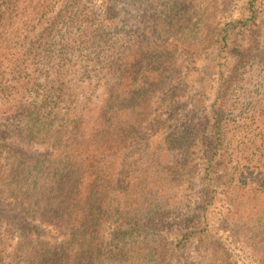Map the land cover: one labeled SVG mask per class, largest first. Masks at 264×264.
I'll use <instances>...</instances> for the list:
<instances>
[{"label": "rangeland", "instance_id": "rangeland-1", "mask_svg": "<svg viewBox=\"0 0 264 264\" xmlns=\"http://www.w3.org/2000/svg\"><path fill=\"white\" fill-rule=\"evenodd\" d=\"M150 1L139 0V8H133L131 0H124V48L109 61L118 59L116 67L121 64L131 74H123L120 93L125 97L117 123L110 124L109 136H102L89 121L77 131L57 127L66 124V118L59 121L66 108L43 100L48 91L68 90L80 100L111 91L116 70L100 74L101 80L91 78L88 60L103 56L79 46L94 48L104 40L90 29L80 35L79 28L78 57L63 67L56 55L57 31L44 30V11L55 16L61 0H0V135L37 139L42 151L33 158L45 155V162L60 158L64 144L83 148L92 161L82 167L84 180L70 168L68 187L85 193L99 186L109 190L104 205L98 199L88 206L81 194L71 217L64 205L56 227L40 219L32 224L29 218L23 227L27 202L17 204L10 194L3 195L8 197L0 201V264L41 258L45 264H264V188L246 189L239 182L233 160L242 153L235 140L226 138L216 160H210L216 135L207 117L220 107L232 123L226 126L231 127L228 137L245 117L243 154L252 159H245L242 168L264 174V150L259 140L250 139L258 123L247 114H264V0H153V17H148L143 8ZM102 2L82 0L74 8L88 25ZM157 52H162L158 62ZM140 107L142 121L122 125ZM48 110L49 116L59 113L56 122L44 118L41 111ZM240 110H245L242 118L236 117ZM58 128L60 133L52 136ZM2 156L0 187L9 182L10 188H33L25 183L27 172L20 181L10 179L1 168ZM54 184L44 180L38 187ZM46 240L57 245L60 259L41 255Z\"/></svg>", "mask_w": 264, "mask_h": 264}, {"label": "trees", "instance_id": "trees-1", "mask_svg": "<svg viewBox=\"0 0 264 264\" xmlns=\"http://www.w3.org/2000/svg\"><path fill=\"white\" fill-rule=\"evenodd\" d=\"M131 1L133 8H139V0ZM81 2L82 0H61L59 6H56L59 10L55 16H52L49 10H45L44 16L47 27H45L44 30L57 31V34L54 35V38L58 39L57 44L59 45L56 48H58V52L62 51V54H59L57 52L56 55L57 57H59L60 63L63 64V67H66L73 61L74 57H78V55L74 53L77 49V42L80 35L87 34L88 29H90V34L97 35V40H104V43L99 44L98 42L99 45L94 48L82 43L79 44V46H81V50H85L89 54H91L92 51H96L97 53L101 54L100 56H103L88 60L89 64L87 68V74H92L91 78L95 77L101 80L104 78V76L100 74H112V72L116 70L117 78L111 85V91L100 92L99 94L92 93L91 96H85L84 99L86 100H80L79 98H77V96L73 98V93H68V90H61L58 92L48 91V93H44L43 101L47 102V104L53 103L54 106L61 102L63 104L61 109H63L64 107L66 108L62 114H66V116L62 117L60 120L59 113L58 115L55 114L53 116H49V110L48 112H41L44 114L46 113L44 115V118L47 121L53 123L58 119L62 123L63 119L66 118V124L57 123V127H60V125L66 128H70V126H73L77 131V128L79 129V126H82L83 122L85 123L89 121L90 123L93 122L97 129L101 131L102 136H109V130L111 129L110 124H113L114 122L115 124L117 123L116 118L119 115L118 111L121 105L124 103L123 100L125 95L120 93L123 87V85L121 84V81L124 77L123 74H131V72H129L126 67L123 69V66L121 64H118V66L116 67L115 62H117L118 59H116L115 62L109 61V59L112 58L114 54H116L118 51L120 52L121 49L124 48V46L120 43L122 38L124 37L125 31L122 18V14L124 12V0H103L100 8H97V10L99 11H92V18L90 19L91 21L90 23H88V25L84 24V18L86 17L78 14L77 11L79 8H74L76 4H80ZM146 4L147 5L143 9L148 12V17H153L151 12L154 10V1L151 0ZM251 18H256V15L253 14ZM79 28L82 29V32L78 36L77 30ZM83 56H86L85 52L83 53ZM153 56L154 58L156 57L155 61L158 62L160 61L159 57L162 56V52H157V54L154 53ZM111 62L112 64L110 68H108V65H110ZM142 66L143 69L146 68V65ZM154 70L155 69H151V72L153 73ZM101 83H104V81H102ZM107 85H110V83L107 82ZM93 97L95 99L93 101H89ZM40 107H37V111L40 110ZM143 111L144 108L140 107V112L136 116L127 117L126 120L122 121V125L123 123H125L126 125L129 123L136 125L137 123L142 121ZM244 114L245 110H240L239 115H236V117L242 118ZM247 114L255 116V118H251L254 125L258 123V125H255L254 134L252 136L253 138L250 139L252 141L259 140V148L264 150V114L257 113L256 111ZM207 117L209 119H212V130H214L216 135V138H214L215 144L210 160H216L215 157L219 155L218 151L222 149V145L224 144L226 138L227 141L229 140V143L230 141L235 140L234 143H238L236 144L238 153H242L241 157L235 154L238 158L235 156L233 160L235 161L233 167L235 168L234 172L239 176V182L242 181L246 189H252L253 187V189H259V191L262 192V188H264V174H261L259 171H246L242 168V162L245 159H252L250 155L245 156L243 154L245 150H247L246 135L243 130H241L244 129L243 126L247 123L244 120L245 117L241 120H238L237 127L239 126V128L234 131L231 136H229L230 138L228 137L227 133L231 129V127H228L226 129V126H229L230 123L226 122L225 115L220 107L218 109L211 110L210 114H208ZM41 127L45 126L41 125ZM53 132L54 134H52V136L58 135L60 133V130L58 128L57 131ZM3 133L5 132L3 131ZM69 133L76 132H74L73 129H70ZM112 133L114 136H117V132L115 129L112 131ZM45 135L50 137V134L47 133L46 130ZM238 138H241L242 140L238 141ZM102 140L104 141L105 138H103ZM101 143L102 147H105L107 142ZM70 145H63V149L61 150L62 155L60 158H55L53 161L45 162L47 161L46 158H43L45 155H43L42 157L33 158L35 155L42 151V144H40L37 139L29 140L23 137L20 138L19 136H16V134L13 137L5 136L3 134L0 135V156L3 155L2 157H4L6 160V163L1 164V168L4 172L11 174L10 179L12 181L22 180V174L27 172L26 175L28 180H26L25 183L27 185L31 184L33 187L23 189L21 188L22 186H19L18 188L14 186L10 188L9 182L7 186H4L5 184L3 183L0 187V201H6V198L9 196L8 194H10L15 198L17 204H20L21 202H27V211L23 212L26 217H21V219H23L25 223L23 227H25L27 224V218L32 221V224L35 219H40L41 221L47 222L49 224L53 223L56 227L60 219H62V215L64 214V205H67L66 212L69 213L68 217H71L73 206H76L75 200H78V197L81 194L84 195L83 199L87 201V204L89 206V203L94 200H104V194L109 193V190L106 186H99V188H97V190H95L93 193L91 192L92 190L85 193V191H82L77 187L75 188L76 190L74 189V187H68V182L72 178V172L70 168L74 169L75 175L79 174L80 178L84 180L85 175H83L82 173L85 172L82 171V167L88 166L92 161L90 155L86 154L85 151L83 156V148L78 147V149H74L72 146L70 147ZM261 154H263V152H261ZM30 156L32 158H29ZM220 158H222V156ZM54 161L55 164H50ZM48 164L50 165L47 167L48 170L45 172V168ZM79 169L81 171L80 173L79 171H77ZM52 170L54 171V173L51 174ZM96 173H100L101 175L104 174L101 171H97ZM73 178L77 179L76 182L79 179L74 176ZM102 179H104V176H102ZM44 180L49 182H56V184H54V187H45L46 189L41 188V186L38 187V185ZM15 185L17 184L15 183ZM6 193L8 196L4 199L3 195H5ZM32 197H35V199H33ZM104 203L105 200L103 203L100 202L101 205H104ZM5 204L8 205L7 202ZM12 204L13 202L9 203V205ZM51 212L52 216H49ZM42 216H47L48 218L45 219V217L43 218ZM260 230L261 227L256 228L257 232ZM45 242L49 245L46 248H43L45 251L41 255L46 256L47 258L55 256V260L60 259L61 255L59 253V248L57 247V245L52 244L47 240ZM31 264H45V259L41 258L39 261L32 262Z\"/></svg>", "mask_w": 264, "mask_h": 264}]
</instances>
